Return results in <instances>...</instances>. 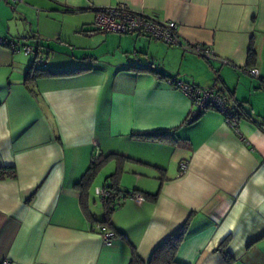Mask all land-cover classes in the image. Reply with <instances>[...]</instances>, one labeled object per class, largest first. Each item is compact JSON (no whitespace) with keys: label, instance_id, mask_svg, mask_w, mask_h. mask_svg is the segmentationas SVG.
Instances as JSON below:
<instances>
[{"label":"crops","instance_id":"crops-1","mask_svg":"<svg viewBox=\"0 0 264 264\" xmlns=\"http://www.w3.org/2000/svg\"><path fill=\"white\" fill-rule=\"evenodd\" d=\"M118 3L177 21L183 43L211 45L216 58L96 30L95 10ZM0 38L38 51L0 44V167L16 169L0 178V264H130L133 247L147 261L184 223L175 264H227L225 239L229 264H264V0H0ZM54 39L66 61L54 60ZM39 64L76 71L32 79ZM180 83L225 95L238 131L212 108L190 119ZM153 133L162 135L143 136ZM98 153L128 157L119 196L145 197L119 200L111 246L76 185ZM116 166L109 160L89 188L97 219L103 204L91 198Z\"/></svg>","mask_w":264,"mask_h":264},{"label":"built area","instance_id":"built-area-1","mask_svg":"<svg viewBox=\"0 0 264 264\" xmlns=\"http://www.w3.org/2000/svg\"><path fill=\"white\" fill-rule=\"evenodd\" d=\"M12 3H22L23 0H9ZM94 27L99 31H113L123 34H143L160 40L170 46H181L185 51L192 52L206 59L216 58L212 46L201 43H183L178 32V23L175 20H161L155 14H148L140 10H133L125 3L114 6L99 7L95 10ZM0 44L9 46L12 50H22L25 54L36 53V49L29 44L19 43L15 40L0 38ZM40 61V59H38ZM223 63H228L222 59ZM237 69L252 77H259L257 67H237ZM179 87L189 97L192 110L190 119H195L201 111L212 108L219 111L225 117V121L235 131H238L239 117L228 104V99L215 87H199L195 84L180 83ZM186 168L185 162L180 163V171ZM108 190L103 187L95 188V195L102 201L108 196ZM130 197L137 201L144 200L140 193H133ZM92 229L98 232L107 246L113 244L116 234L111 229H102L101 225L95 224ZM1 264H11L8 258H4Z\"/></svg>","mask_w":264,"mask_h":264},{"label":"trees","instance_id":"trees-1","mask_svg":"<svg viewBox=\"0 0 264 264\" xmlns=\"http://www.w3.org/2000/svg\"><path fill=\"white\" fill-rule=\"evenodd\" d=\"M36 57L38 58V54H36ZM248 58H249V61H253L255 59V52L252 47L249 49ZM75 71L76 70H61V71L54 70L53 71V70L47 69L45 64L44 65L39 64L38 66H35V67L31 66L29 70L27 71V75H30L32 79H36L43 75L73 73ZM236 114L239 117V114L238 113ZM161 135L162 133H153V134H146L143 136L159 138ZM126 158L128 157H125L123 155H119L116 153H109V154L98 153L92 157L89 166L87 167V169L81 176L80 180L76 183V185L80 187V191H81L80 192L81 207L85 211L89 219L92 221V227L95 224H99L101 225L102 229L113 230L111 227L110 216H111L112 211L115 209V207H117L120 204L119 200L126 196H130L133 193H137L136 191H131V192H128L127 194H124L123 197L119 196L121 193V189H120L118 180L120 178V173L123 168L122 162ZM111 159H116L117 166H116L115 172H113L107 177V183L104 184V187L108 190L109 193H108V196L104 199V201H102L104 216L101 219H97L88 210L87 199L89 196V188L92 185L99 170ZM5 176H10V177L15 178L16 177L15 167L14 166L0 167V178L5 177ZM156 195L157 194H153V197H156ZM186 225L187 223H184L179 229L171 233L161 243H159L153 249L147 261L141 260L137 256L135 252V248L133 247L131 249L132 257H131L130 264H175L176 263L175 254H176L178 246L180 245V243L185 237ZM114 232L116 235L119 234L116 231ZM226 242H227V239L221 242L219 248H221V250L223 251L224 258L227 261V264H229L232 258L225 249Z\"/></svg>","mask_w":264,"mask_h":264},{"label":"rangeland","instance_id":"rangeland-1","mask_svg":"<svg viewBox=\"0 0 264 264\" xmlns=\"http://www.w3.org/2000/svg\"><path fill=\"white\" fill-rule=\"evenodd\" d=\"M53 42H54V47L55 46H57L56 48H55V50H56V52L54 53V55H53V57H55L54 58V60L55 61H57V59L58 60H63V61H66V57H64L62 54H61V52H63L64 51V49L65 48H61V46H59V43H58V41L56 40V39H54L53 40ZM59 47V48H58ZM66 51V50H65ZM32 54V53H31ZM43 56V55H42ZM106 170H110L109 168H107L106 167ZM94 195V197L96 196L95 194H93ZM93 200H96L97 202L99 201V198L96 196L95 198H91V201H90V204H92L93 202Z\"/></svg>","mask_w":264,"mask_h":264},{"label":"water","instance_id":"water-1","mask_svg":"<svg viewBox=\"0 0 264 264\" xmlns=\"http://www.w3.org/2000/svg\"><path fill=\"white\" fill-rule=\"evenodd\" d=\"M37 52H38V51L36 50V53H35V55H36V54H38Z\"/></svg>","mask_w":264,"mask_h":264}]
</instances>
